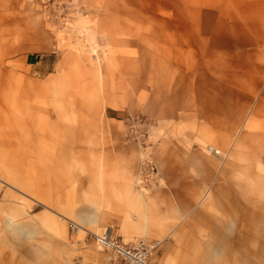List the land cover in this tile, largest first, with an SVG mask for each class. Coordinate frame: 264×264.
Here are the masks:
<instances>
[{
    "label": "rangeland",
    "instance_id": "374dc122",
    "mask_svg": "<svg viewBox=\"0 0 264 264\" xmlns=\"http://www.w3.org/2000/svg\"><path fill=\"white\" fill-rule=\"evenodd\" d=\"M104 232L264 264V0H0V264Z\"/></svg>",
    "mask_w": 264,
    "mask_h": 264
},
{
    "label": "built area",
    "instance_id": "2783aa9c",
    "mask_svg": "<svg viewBox=\"0 0 264 264\" xmlns=\"http://www.w3.org/2000/svg\"><path fill=\"white\" fill-rule=\"evenodd\" d=\"M95 240L100 248L123 264H149L151 249L142 242L125 244L106 232L95 236Z\"/></svg>",
    "mask_w": 264,
    "mask_h": 264
},
{
    "label": "crops",
    "instance_id": "0c3cea01",
    "mask_svg": "<svg viewBox=\"0 0 264 264\" xmlns=\"http://www.w3.org/2000/svg\"><path fill=\"white\" fill-rule=\"evenodd\" d=\"M91 88H92V86H91V85H90V86H89V85H87V86H86V88H85V91H86V92H88V91H90V90H91ZM210 150H211V149H210ZM216 151H217V150H214V151H212V152L214 153V152H216ZM131 237H132V236H131Z\"/></svg>",
    "mask_w": 264,
    "mask_h": 264
}]
</instances>
